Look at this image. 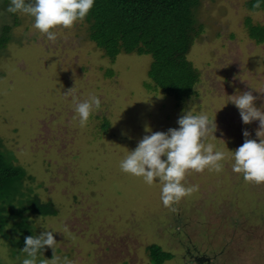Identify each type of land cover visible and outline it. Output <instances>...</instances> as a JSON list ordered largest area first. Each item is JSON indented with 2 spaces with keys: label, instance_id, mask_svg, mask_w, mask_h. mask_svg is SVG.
Listing matches in <instances>:
<instances>
[{
  "label": "rangeland",
  "instance_id": "374dc122",
  "mask_svg": "<svg viewBox=\"0 0 264 264\" xmlns=\"http://www.w3.org/2000/svg\"><path fill=\"white\" fill-rule=\"evenodd\" d=\"M8 4L0 0V34L7 25L11 37L0 46V138L28 177L7 202L15 208L35 194L56 211L9 216L0 233V264H20L24 237L48 228L57 247L53 253L45 246L44 259L158 264L149 253L157 244L171 255L160 264H264V183L245 181L230 158L245 129L259 141L260 125L258 119L243 123L227 102L228 95L250 90L258 107L264 103V42L251 40L244 25L247 17L264 25V13L246 10L244 0H201L195 17L204 31L188 53L199 73L197 94L176 100L145 88L150 55L125 53L111 61L82 22L57 26L51 42L32 17L8 12ZM69 88L79 100L89 93L101 99L84 126L72 95H65ZM185 110L215 117L216 137L206 143L229 158L219 172L189 170L184 182L197 190L171 211L160 200L159 182L148 185L122 172L119 162L150 134L146 125L151 131L178 127Z\"/></svg>",
  "mask_w": 264,
  "mask_h": 264
},
{
  "label": "clouds",
  "instance_id": "9594fccd",
  "mask_svg": "<svg viewBox=\"0 0 264 264\" xmlns=\"http://www.w3.org/2000/svg\"><path fill=\"white\" fill-rule=\"evenodd\" d=\"M94 4L95 0H9L7 11L32 17L33 27L41 34H46L47 40L55 42L57 26L71 28L83 21ZM261 5H264V0H253L254 8L259 9ZM65 95H72L80 126L86 125L90 116L102 107L100 97L94 93L79 100L69 88ZM257 99L249 90L228 95L227 102L231 101L237 107L243 123L259 121V141L247 138L249 133L245 129L244 142L230 153V158L233 172L242 174L245 181L260 184L264 183V103L258 107L255 103ZM177 124L178 127H169L166 131H151L146 125L145 129L150 134L144 135L119 162L122 172L140 177L148 185L159 182L160 200L171 211H176L175 206L182 198L197 190V185L184 182L189 170L219 172L223 168L222 162L229 158V154L215 144L206 143L209 136L216 137L215 117L204 112L194 114L185 110L178 117ZM49 229L38 235L24 237L21 251L25 255L20 264H49V261L50 264H74L66 256L41 258L45 246L51 247L53 253L56 251L54 230Z\"/></svg>",
  "mask_w": 264,
  "mask_h": 264
},
{
  "label": "trees",
  "instance_id": "16d2710c",
  "mask_svg": "<svg viewBox=\"0 0 264 264\" xmlns=\"http://www.w3.org/2000/svg\"><path fill=\"white\" fill-rule=\"evenodd\" d=\"M200 3L201 0H95L80 22L86 26L88 39L111 61L125 53L150 55L145 88L182 100L197 94L195 87L200 81L196 67L188 59L194 40L204 31L203 24L195 17ZM244 7L251 12L264 13V5L254 8L253 0H244ZM244 25L251 40L258 44L264 42L263 24L253 23L247 17ZM10 40L5 25L0 34V46ZM8 155L0 138V233L11 217L22 216L24 212L56 211L52 203L41 202L35 194L27 201H20L19 206L9 207L10 196L28 176ZM149 253L158 264L171 257L157 244L149 246Z\"/></svg>",
  "mask_w": 264,
  "mask_h": 264
}]
</instances>
